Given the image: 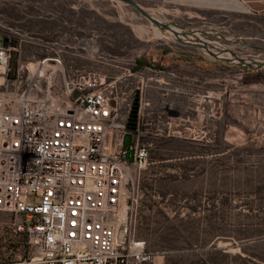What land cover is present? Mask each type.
<instances>
[{
	"label": "rangeland",
	"instance_id": "1",
	"mask_svg": "<svg viewBox=\"0 0 264 264\" xmlns=\"http://www.w3.org/2000/svg\"><path fill=\"white\" fill-rule=\"evenodd\" d=\"M132 1L178 34L113 0H0V35L18 42L13 62L42 58L61 33L94 35V58L55 50L86 71H107L114 59L131 69L140 57L157 63L160 50H169L161 63L175 74L177 93L161 97L153 88L147 96L149 133L140 141L149 159L136 171L134 236L157 254L149 264H264V67L223 63L204 47L225 59L262 62L264 17L239 13L234 0ZM240 84L259 86L253 115L235 117ZM244 93L251 108L250 89ZM163 103L176 116L171 138L155 136ZM0 222V264H20L29 250L10 236L11 218L0 215Z\"/></svg>",
	"mask_w": 264,
	"mask_h": 264
},
{
	"label": "built area",
	"instance_id": "2",
	"mask_svg": "<svg viewBox=\"0 0 264 264\" xmlns=\"http://www.w3.org/2000/svg\"><path fill=\"white\" fill-rule=\"evenodd\" d=\"M0 35V215L28 248L20 264H149L157 254L135 238L131 213L136 171L149 159L143 122L151 89L177 93L172 71H107L68 66L56 49L94 58L97 37L61 33L38 60L13 62L18 42ZM15 45H12V43ZM134 77L137 86L132 87ZM155 85V87H152ZM135 102V124L129 126ZM155 136L176 135L171 104L154 114ZM129 137V144L125 145ZM35 249V254H32Z\"/></svg>",
	"mask_w": 264,
	"mask_h": 264
},
{
	"label": "crops",
	"instance_id": "3",
	"mask_svg": "<svg viewBox=\"0 0 264 264\" xmlns=\"http://www.w3.org/2000/svg\"><path fill=\"white\" fill-rule=\"evenodd\" d=\"M237 4V11L241 14H250L253 16H258V17H264V0H234ZM248 89H250L251 91V97H250V101H251V108H249L248 103L249 102V96L247 93ZM259 86L255 85V84H240V86L236 87V90L234 92V96H235V104L234 107L232 108L234 110V114L235 117L237 116H243V115H253L254 112L257 111V99H253L254 94L252 93H256V91H258ZM233 94L229 93V96H232ZM254 101V103H253ZM225 102V101H224ZM254 104V106H253ZM1 225V222H0Z\"/></svg>",
	"mask_w": 264,
	"mask_h": 264
},
{
	"label": "water",
	"instance_id": "4",
	"mask_svg": "<svg viewBox=\"0 0 264 264\" xmlns=\"http://www.w3.org/2000/svg\"><path fill=\"white\" fill-rule=\"evenodd\" d=\"M113 1H117V2H122L125 3L129 6H131L132 8H134L138 13H140L146 20H148L151 24L160 27L162 29H166L170 32H172L173 34H177L170 26L166 25V24H162L161 22L157 21L156 19L152 18L149 14H147L146 12H144L142 10V8L136 4L135 2H133L132 0H113ZM204 47L206 50H208V46L206 45V42H204ZM2 46L4 48H8L9 47V39L7 37H4L2 39ZM218 50V48H215ZM210 56H212L214 59L226 62V61H237L238 65L246 67L248 69H260L262 67H264V61L259 62L256 60H243L241 58H238L236 55L231 54L232 59H223L219 56H217L216 54L212 53V52H208ZM136 112H137V103L135 102L134 104V108H133V112H132V116L130 119V123L129 126L133 128L134 124H135V120H136Z\"/></svg>",
	"mask_w": 264,
	"mask_h": 264
},
{
	"label": "trees",
	"instance_id": "5",
	"mask_svg": "<svg viewBox=\"0 0 264 264\" xmlns=\"http://www.w3.org/2000/svg\"><path fill=\"white\" fill-rule=\"evenodd\" d=\"M12 45H15V43L13 42ZM167 54H169L168 50H166V49L160 50L159 55L157 56V58H158L157 63H154L153 61H151V59H145L143 57H140V58L136 59L135 69H140L144 66H150V67H154V68H158V69H163L164 68L163 63H161L162 58L166 57ZM128 144H129V137L125 141V145H128Z\"/></svg>",
	"mask_w": 264,
	"mask_h": 264
},
{
	"label": "bare ground",
	"instance_id": "6",
	"mask_svg": "<svg viewBox=\"0 0 264 264\" xmlns=\"http://www.w3.org/2000/svg\"><path fill=\"white\" fill-rule=\"evenodd\" d=\"M175 31V30H174ZM177 34H178V32L177 31H175ZM155 33V37L156 38H159L161 35L157 32V30L154 32ZM218 56V55H217ZM220 57V56H219ZM222 58V57H221Z\"/></svg>",
	"mask_w": 264,
	"mask_h": 264
},
{
	"label": "flooded vegetation",
	"instance_id": "7",
	"mask_svg": "<svg viewBox=\"0 0 264 264\" xmlns=\"http://www.w3.org/2000/svg\"><path fill=\"white\" fill-rule=\"evenodd\" d=\"M166 50H167V49H166ZM168 51H169V50H168ZM206 51H207V52H210L209 50H206ZM169 53H170V52H169ZM212 53H213V52H212ZM172 58H174V57H172ZM223 59H225V58H223ZM219 61H220V60H219ZM221 62H223V61H221ZM223 63H226V62H223ZM220 66H222V67H223V66H224V64H222V63H221V64H220Z\"/></svg>",
	"mask_w": 264,
	"mask_h": 264
}]
</instances>
